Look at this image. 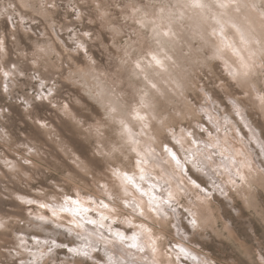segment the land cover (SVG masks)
<instances>
[{"label":"rangeland","instance_id":"1","mask_svg":"<svg viewBox=\"0 0 264 264\" xmlns=\"http://www.w3.org/2000/svg\"><path fill=\"white\" fill-rule=\"evenodd\" d=\"M126 2L121 0L118 6L108 7L114 0H0V264H22L21 261L23 264H67L68 258L73 256L81 260V264H95L87 257L69 251L79 246L87 248L79 234H75L77 231L72 236H58V245L53 247L55 255L51 258L50 254L35 258L37 251L22 249L19 238L22 232L31 239L43 237L38 231L42 226L49 230L62 224L73 227L68 214L58 218L49 207L61 205L65 198H78L79 194L92 199L90 203L94 200L100 203L107 198L105 193L119 192L123 196L118 179L112 174L113 169L129 174L137 172V168L129 167V160L144 157L145 144L154 145L160 151L158 145L167 133L159 123L153 122L161 131L149 129L140 144L135 145L139 148L137 152L140 151V157H136L121 137L120 126L108 118L105 107L108 100L100 98L96 88L99 80H105L109 73L123 68L119 77L123 83L116 88L117 93L121 88L130 94H135L137 89L149 90L143 75L129 80L130 67L121 66L117 59L123 55L119 49L127 36L121 37L116 31L131 32L133 28H139L134 19H124L125 15L131 17V10L121 12ZM144 2L154 4L157 11L166 5L160 15L170 18V23L168 19L161 21L155 16L146 19L170 26L176 34L171 40L161 38L157 44L149 27L144 30L146 42L133 53V58L143 57L147 61L144 50H151L163 60V68L149 70V80L164 93L166 111L160 116L181 113L183 121L176 131L179 132V128L186 132L195 130L198 141L211 144L215 138L214 124L204 112L211 107L216 118L222 117L217 120L230 117L232 131L227 126L223 130L228 129V140L240 151L245 148L242 139L250 141V135L233 110L232 100L235 99L245 108L251 123L264 138V106L259 105L255 93L264 95V76L259 70L247 78L248 83L242 89L227 88L219 96L211 97L214 103H205L193 85L204 87L210 79L215 81L217 77L235 84L223 62L207 59L212 55V49L201 39V32H211L216 27L215 21L209 19L204 23L199 10L183 7L186 0ZM247 2L242 0V3ZM256 3L260 4L261 0ZM230 12L246 27L255 28L249 23L248 17L252 15L249 8H242L239 13L232 9ZM124 25L128 27H122ZM255 29L260 30L259 26ZM228 37H236L235 32L230 30ZM77 44L83 47L77 48ZM234 61L229 55V63L239 69V63ZM41 81L52 89L53 95L43 101L33 100L32 97L42 91ZM44 95L47 96V92ZM123 99L127 100L129 96L124 95ZM201 107L205 109L199 111ZM106 118L107 124L102 125ZM197 123L207 129L202 135L195 129ZM98 125L102 135L96 132ZM239 131L245 137L239 136ZM185 139V150L195 145L189 142L192 137ZM181 151L178 154L182 156ZM255 154V169H245L244 181L237 178V184L230 185L228 179L220 175L222 183L227 184L229 200L222 192L213 190L208 182L207 190L211 191L212 197L198 203L196 190L190 183L185 184L191 195H180V207H177L181 213L178 219L182 236L175 227L170 228V235L154 230L155 236L162 237V242L157 240L160 264H193L172 250L178 248L176 242L184 237L190 252L199 258V264H260L264 257V171H261L264 163L258 165L257 161H263V157L259 158L256 150ZM237 157L240 161L244 158ZM156 173H159L158 169ZM187 175L198 183V177L208 180L194 169L187 171ZM189 200L200 204L193 209L199 223L195 231L189 223L191 217L184 211L191 207ZM110 213L113 219L109 218V222L114 220L117 229L122 228L121 223L126 218L132 221L134 225L127 228L129 236L135 233L136 225L146 223L151 227L154 220V215L145 221L127 209L122 215ZM93 216H97L96 213ZM166 221L177 224L170 213ZM109 245L114 248L113 243ZM42 252L38 248V253ZM101 253L97 256L106 263L110 256L106 258Z\"/></svg>","mask_w":264,"mask_h":264},{"label":"snow or ice","instance_id":"2","mask_svg":"<svg viewBox=\"0 0 264 264\" xmlns=\"http://www.w3.org/2000/svg\"><path fill=\"white\" fill-rule=\"evenodd\" d=\"M120 3L121 0H114V4H109L108 7H113L114 5L118 6ZM175 6L176 5H173V7ZM165 7L166 5L161 6L157 11L155 10L156 6L154 4L145 3L144 0H127V2L123 4L121 12H128L131 10V17L125 15L124 19H134L139 25V28H133L131 32L116 31V34L121 37L127 36L125 44L119 49L123 55L117 57L120 65H128L130 67L131 75L129 80H131V77H139L140 75H143L149 90L137 89L135 94H130L127 93L124 88H121V92L117 93L116 88L120 87L123 83L119 79L121 72L125 70L123 68H117L115 72L109 73L105 80H99L98 78L99 82L96 85L98 96L102 99L108 100V103L105 106L108 118L120 126L121 137L125 138V142L130 145V151L136 153V157H140V153L137 152L135 145L140 144L141 138L148 134L150 128L157 133H159L161 129L167 133L158 145L163 155L157 153L154 148H151V145L148 146L149 151L146 152L145 155L150 157L154 164H168L170 162H175V169L180 173V179L176 182L175 188L170 186L168 189L164 190V194L159 197L155 195L150 196L147 203L137 202L135 199L128 198L130 196V193L128 192L129 186L133 187L137 192L140 191V186L135 183V173H133V175H128L127 172L113 169L112 174L121 181L120 188L123 190L124 195H119V192L114 194L105 193L109 203H104V201L100 202L103 208L108 209L115 214H125L124 209L130 208L131 213L135 214L138 218H143L145 221L149 215L155 214L151 227L146 223L136 225L140 230L139 233L134 234L129 238L132 241V243L129 244V247L133 248L138 247L140 242H148L150 251L153 255L158 251L157 240L162 242V237L155 236V232L170 235V228L178 227V225H172L170 221H166V217L169 213L172 216L176 215L177 207H180L179 198L181 194H184L185 196L191 195L188 188H182L181 185L190 183L197 192L196 199L201 200V197H203L201 200V203H203V200L209 199V193L206 190L208 181H211L209 172L215 174L210 165L206 163V161L212 159L211 155L206 156L204 157V160H201L197 156L199 150L191 151L184 149V141L186 137H192V139L189 140L191 144H197L199 141L195 138L197 136L195 130L186 132L184 128H179V132L176 131L179 124L183 121L181 113L176 112L174 115L169 113L168 117L160 116L161 112L166 111V102L163 100L164 93L160 92L156 83L149 80V70L153 67L163 68V60L159 57V54L155 51L144 50V56L148 57L147 61H144L143 57L133 58V53L137 51V48H141L142 44L146 42L145 29L151 27L152 39L155 40L157 44L161 42V38H168L171 40L176 35L172 32L170 26H165L163 23H157L156 20L149 21L146 19L148 16H155L161 21L168 19L170 23V18H165L160 15L164 13ZM183 7L199 10L201 13V20L204 23H207L209 19L215 21L216 27L212 28L211 32H201V39L204 40L206 46L212 49V55L207 57V59L223 62L228 70V75L233 81H235V84H231L222 80L220 77H217L215 81L210 79V82L204 87L193 85L198 96L202 98L205 103H214V101L211 100V97L219 96L220 92L225 91L227 88L234 87L242 89L245 86L247 78L253 75L257 69L259 70L260 75L264 76V0H261L260 4H257L256 0H248L246 4L242 3V0H186ZM242 8H249L257 13L260 22V30L257 32L255 28L241 27L235 23H231L230 27L234 30L237 39L229 40L225 37V25L229 22L222 21L221 17L226 14V10L232 9L239 13ZM122 27L127 28L128 26L124 25ZM84 35L89 34L85 33ZM80 47H83V45L77 44V48ZM229 54L231 57L236 58V61L234 62L239 63V69L233 68V64L229 63ZM165 58L170 59L169 57ZM5 75H7V73ZM36 78L39 79V77ZM129 86L133 87L132 85ZM177 87H179V85H177ZM40 88L42 91L37 96L32 97L33 100L40 99L43 101L48 97H52V89L46 87L43 81H41ZM44 92H47V96L44 95ZM124 95L129 96V99L124 100ZM181 95H183V92H181ZM259 99L261 104L264 105V95H261ZM158 105L159 111L157 110ZM232 106L233 110L239 114V105L235 99L232 100ZM190 107L191 106L189 105V108ZM199 111H203V107H201ZM158 116H160L159 120H157ZM153 122L159 123L161 129L155 128ZM101 124H107V118L102 121ZM189 127H191V125H189ZM137 128L139 130L135 131L134 129ZM195 129H198L201 135L207 131V129L203 128L200 123L195 125ZM214 131L219 133L221 127L215 125ZM224 131L226 134L228 129L225 128ZM96 132L100 135L103 134L101 133L100 125L97 126ZM208 134L211 135V133ZM149 139H152V137L149 136ZM218 145L219 137H217L216 145L214 146ZM180 150L189 152L193 159L190 160L187 156L181 158L178 155ZM216 154L223 156V152H218ZM133 159L129 160V167L139 168L141 172L139 179L144 180L143 164L145 163V160L143 158ZM184 163L191 164L192 167L188 169V171L194 169L201 174V177L207 176L208 180L198 177L197 179H200V183H197L196 180H193L187 175V172L184 170ZM205 168H208L209 172H205ZM261 171H264V169H261ZM170 175H174V173ZM235 177L241 181L245 180V177L239 171L235 173ZM212 183L214 187L223 192V189L220 188L215 181H212ZM228 183L235 185L236 179L230 177ZM202 184L204 185L203 187L201 186ZM152 187H155V185H152ZM145 195H148V193L141 192V197ZM72 203L78 204L79 201L74 200ZM189 203L191 204V207L184 211L189 217H191L189 223L193 231H195L198 229L199 223L197 213L193 209L198 208L199 205L192 200H189ZM110 204L112 205L111 208L109 207ZM106 219H108L107 216H101L99 222L88 220V223H99L100 228H103V221ZM122 223L131 224V221L126 218ZM114 235L121 243L126 239L123 233L116 232ZM140 250H143V248ZM49 251H51V248ZM69 251L76 252L78 255H83L85 257L88 256L87 251H79L76 249H69ZM180 253L186 255L183 248L180 249ZM106 264H110V258L106 261ZM153 264H157V262L153 260ZM205 264H207V262H205ZM260 264H264V257L261 258Z\"/></svg>","mask_w":264,"mask_h":264},{"label":"bare ground","instance_id":"3","mask_svg":"<svg viewBox=\"0 0 264 264\" xmlns=\"http://www.w3.org/2000/svg\"><path fill=\"white\" fill-rule=\"evenodd\" d=\"M230 10L231 9L226 10V14L223 17H221L222 21H228L229 22L228 24L225 25V29H226L225 30V37L227 39H229V37H228L229 31L232 30L234 32V30L230 27L231 23H235L241 27H246L243 23H241L239 21V19L237 18V15H235V16H234V14L232 15ZM250 13L252 15H250V17H248L249 23L253 27L256 28L257 26H259V23H260L258 16L256 15L255 12L251 11V9H250ZM227 34H228V36H227ZM235 39H237V37H233L232 39H229V40H235ZM234 59L236 60L235 57H234ZM151 74H152V72H151ZM246 83H248V82H246ZM255 93H256V97H257L259 105L263 107L264 105L261 104V101L259 99V97L261 95H258L257 91H255ZM238 105H239V103H238ZM203 109H205V108H203ZM204 112L209 117L210 121L212 122V124H214V126L219 125L221 127V131L219 133L214 131L215 132V135H214L215 138H214L213 143H211V144L204 143L203 144V142L199 141V143L195 144L194 146L188 147L187 150H191V151L199 150L197 153V156L201 160H204V157H206V156H209V155L212 156V159L210 161H206V163L210 165L211 169L214 170L215 174H213L212 172H209L208 168L204 169V171L209 172V175L211 176V181H208V182L210 184V187L213 190H217V192L218 191L221 192L218 188L213 186L212 181H215V183L217 185H219L220 188L223 189L222 194L224 196H226L225 198L227 200H229L227 184L222 183V180H220V175L225 177L226 179H228V181H229L230 177L236 179V184H237V178L235 177V173L237 171H239L245 177V169H249V170L255 169V166H254V164L256 165L255 150L258 152L259 158L261 155L263 157V161H261V160H260V162L257 161L258 165L259 164L262 165L264 163V138H263L261 131L256 126H254V124L251 123V121H250V119L246 113L245 108H243L242 106L239 105V114H237L236 111H235V113H236V116L238 117L239 121L241 122V126L243 125L245 130L249 133L250 141L242 139V144H244L245 148L240 149V151H237L231 145L230 141L228 140L229 139L228 134L223 133V131H224L223 127L224 126L225 127L227 126L230 129V131H232V128H231L232 122L229 119L230 117L229 116L228 117L223 116V117H225L224 121L217 120L219 117L218 118L215 117L216 113H214V115L212 114L213 112L211 111V107H209V110H204ZM219 119H222V117ZM238 135L241 137L244 136L241 131L238 132ZM217 137H219V145L214 146V145H216ZM225 139H226V142L228 143V144L226 143L227 145L224 144ZM246 139H247V137H246ZM185 141H186V139H185ZM185 141H184V143H185ZM149 145L150 144H145L146 149L145 148L144 149L147 150V152L149 151V147H148ZM151 148H154L157 153L163 155V153H161V151L156 149V147L154 145H151ZM183 151L184 150L181 151L182 156L180 154H178L181 158H183L184 156H187L188 159H190V160L193 159V157L190 155L189 152H188V154H186V153H184L185 151L184 152ZM218 152H223V156L217 155L216 153H218ZM238 155L243 156L244 157L243 160H241V161L238 160V157H237ZM262 157H261V159H262ZM142 158L145 160V163L143 164V168H144L143 174L145 176V179L144 180L139 179L141 172H140L139 168H137L138 171L137 172L135 171V183L140 186V191H139V194H136L138 192H135L134 191L135 189L133 187L129 186L128 192L130 194H132V197H128V198L129 199H135L137 202L147 203L150 196L155 195V196L159 197V196L163 195L164 190L168 189L170 186L172 188H175L176 182L180 179V173H177V170L175 169V162H170L168 164H154L152 162L151 158L146 156L145 154H144V157H142ZM182 163H183V160H182ZM241 165H243V166H241ZM189 167L190 168L192 167L191 164L184 163V170L186 172L188 171ZM156 169L159 170V173H156ZM172 173H174V175H170ZM196 173L201 176V174L199 172H196ZM127 174L133 175V174H129V173H127ZM203 178L208 179L207 176H204ZM118 182H119V184H121V181L119 179H118ZM185 184H182L181 187L182 188L186 187ZM228 184H230V183H228ZM152 185H155V187H152ZM230 185H232V184H230ZM207 191L209 193V199H210L212 197V193L210 190H207ZM141 192H147L148 195L141 197ZM106 199L103 198L101 201H104V203H109ZM202 199H203V197H201V200ZM74 200H78L79 203L78 204L72 203V201H74ZM91 201H92V199H91ZM91 201H90V199L88 200L84 196L82 197L79 194L78 198H71V199L65 198V202L62 203L61 205H51L49 207L48 204H46L50 208L49 209V210H51L50 212L58 218L64 217L65 214H68L72 218V222H73L72 225L74 224V226L73 227H66V226L64 227V226H62L64 224H62V225H59V227H56V229L54 228L55 230H49L45 226H42L41 229L38 231L43 234V237L34 236L32 239L29 236H27L24 232H22V236L19 238V241L21 243V248L31 250V251H33L35 249L37 251L36 254H34L36 256V257L34 256L35 258H43L44 256H46L48 254H50V258H51L55 255V251H54L53 247L58 245L57 239L60 236H63L65 234H70L72 236L74 231H77V233H75V234H79L78 236H79L80 241L83 242L87 248L83 249L84 246H83V244H81L83 247L82 248L80 246L78 248L76 247V250L80 251L82 249L83 251H87L88 252L87 258L90 259L89 261H91L92 263L106 264V263H102L97 256L98 253L100 254V252H102L101 255L106 256V258H109L108 256H110V264H153V260H155L157 262V264H160L159 260L157 259V253L155 255H153V253L150 251V246H149L148 242H140L139 246L136 248L129 247V244L132 243V241L129 238L132 237L134 234H138L140 231L139 228H137L135 226L134 227V228H136L135 233L130 235V236L128 235L127 228H129V227L131 228V225H134L131 220H130L131 224L121 223L122 228L117 229V227H114L115 226L114 220L109 222V218L113 219V216H112L113 214H111L108 209L103 208L101 206V203L98 202V200H94V202L90 203ZM199 201L200 200H197L198 203H199ZM109 207L111 208L112 205L110 204ZM127 210L129 212H131L130 208H128ZM94 213H96L97 216H93ZM153 215H155V214H153ZM179 215H181V213L179 211H177L176 215H175V219L177 222L176 225H178V227H175V229H176L178 235L182 236V234H181L182 230H181V226L179 224V219H178ZM101 216H107L108 217V219L103 221V224H104L103 228H100L99 223H97V224H89L88 223V220H95V221L99 222L101 219ZM148 217H150V215ZM45 218H47V217H45ZM50 221H51V219L47 222H50ZM44 223H45V221H44ZM51 224H53V223H51ZM40 226H41V224H40ZM109 226H110V230H109ZM35 227H37V226H35ZM116 232L123 233L124 236L126 237V239L123 243L119 242V240L115 237L114 233H116ZM109 243H111V244L113 243V246H114V248H112L113 250L111 249L112 246L110 247ZM101 245H104L103 248L102 247L99 248V246H101ZM176 245L178 248L173 247L172 250L175 253H177L179 257H184L188 261H191L193 264H199V262H198L199 258H197L192 252H190V248L188 247L189 244L187 245V243L185 241V237L181 238V240L176 242ZM38 248H39V250L41 248V251L43 250L42 254L38 253ZM50 248H51V251H49ZM141 248H143V250H140ZM157 248L159 249L158 244H157ZM181 248H183L185 250L186 255L180 253ZM78 256L80 257V255H78ZM80 261L81 260H78L75 256H73L72 258H68L66 263L67 264H81L82 261L81 262ZM107 261H108V259H107ZM21 263L23 264V261H21Z\"/></svg>","mask_w":264,"mask_h":264}]
</instances>
